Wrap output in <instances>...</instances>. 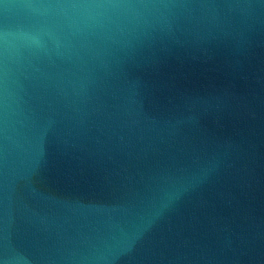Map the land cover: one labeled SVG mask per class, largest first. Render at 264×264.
Returning <instances> with one entry per match:
<instances>
[{"label": "water", "instance_id": "95a60500", "mask_svg": "<svg viewBox=\"0 0 264 264\" xmlns=\"http://www.w3.org/2000/svg\"><path fill=\"white\" fill-rule=\"evenodd\" d=\"M0 264H264V0H0Z\"/></svg>", "mask_w": 264, "mask_h": 264}]
</instances>
